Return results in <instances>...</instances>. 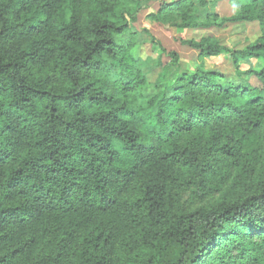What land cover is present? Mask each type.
<instances>
[{"label":"trees","instance_id":"obj_1","mask_svg":"<svg viewBox=\"0 0 264 264\" xmlns=\"http://www.w3.org/2000/svg\"><path fill=\"white\" fill-rule=\"evenodd\" d=\"M152 1L0 0V264H204L232 235L264 252V0L221 21L258 24L245 49L181 42L200 60L228 56L236 79L165 71L149 85L131 26ZM189 2L157 15L208 27ZM208 119L225 125L221 151L240 178L261 166L245 194L183 213L172 168L200 164L180 140Z\"/></svg>","mask_w":264,"mask_h":264},{"label":"rangeland","instance_id":"obj_2","mask_svg":"<svg viewBox=\"0 0 264 264\" xmlns=\"http://www.w3.org/2000/svg\"><path fill=\"white\" fill-rule=\"evenodd\" d=\"M178 0H157L148 4L147 8L137 16L131 26L134 35L135 52L143 59V73L147 84L152 85L162 81L166 71L167 76L175 75L183 78L194 74L197 70L215 71L225 79H236L231 60L226 55H219L200 60L198 52L183 46L182 41H200L213 39L220 46L232 50H243L260 37L257 23H222L235 15L243 0H192L189 2L188 13L197 22L209 24L205 28L177 29L181 11L162 10L157 15L161 3L167 5ZM158 42V45L152 43ZM165 53H161V49ZM170 53L178 56L173 62ZM255 62H243L242 70H246ZM175 82V81H174ZM181 82V81H179ZM255 84L254 80L250 82ZM224 124L218 120L208 119L205 128L194 127L182 133L180 144L193 143L200 164L195 167L174 166L172 172L178 179V185H172L171 195L173 206L183 213L191 212L199 207L214 205L221 199H235L245 194L255 185L260 157L249 169L245 178L239 177L233 160L221 151L224 144L222 133ZM241 243L246 246L245 252L235 247L234 236L220 247L204 264H242L248 252L255 255V260L249 264H264V252L258 250V242L250 237H242ZM247 263V264H248ZM246 264V262H245Z\"/></svg>","mask_w":264,"mask_h":264}]
</instances>
